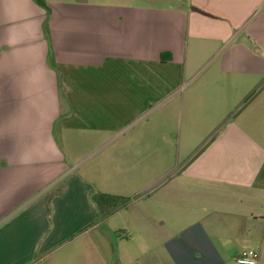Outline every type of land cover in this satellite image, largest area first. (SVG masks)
<instances>
[{
    "label": "crops",
    "instance_id": "0c3cea01",
    "mask_svg": "<svg viewBox=\"0 0 264 264\" xmlns=\"http://www.w3.org/2000/svg\"><path fill=\"white\" fill-rule=\"evenodd\" d=\"M42 1L0 0V264H113L75 153L178 116L212 137L138 178L121 264H264V0Z\"/></svg>",
    "mask_w": 264,
    "mask_h": 264
},
{
    "label": "rangeland",
    "instance_id": "374dc122",
    "mask_svg": "<svg viewBox=\"0 0 264 264\" xmlns=\"http://www.w3.org/2000/svg\"><path fill=\"white\" fill-rule=\"evenodd\" d=\"M201 64L200 69L204 67L203 72L195 77L193 83L215 73L219 61L207 60L201 62ZM233 106L237 108L238 105L234 104ZM146 123L140 121L132 130L124 133L120 142L117 141L106 147L89 146L85 150L75 153L71 165V167H76L74 170L80 176L84 174L85 177L89 178L87 173L93 171V181L89 183L92 191L95 190L133 200L128 208L119 211L102 223L113 230L111 240L114 251L113 264H121L125 252L131 253L132 249L136 247L138 238H140L133 222H131V211L137 206L145 210L148 205L145 202L147 200H144L147 196L140 195L143 193L138 191L141 184H144L140 183L138 178L141 181H143L142 179L150 181L162 177L175 166L178 167L194 156L196 150L212 137V133H201L199 135L192 133L190 135V131L185 126V121L179 116L169 121L170 127L168 130H163L162 120L156 119V127L152 130L153 134L151 133L148 136H145L146 131L141 132ZM135 135L138 143L125 144L129 138L131 139ZM66 182L67 179L62 180L52 190L54 194L63 192ZM50 207L52 217L53 206ZM61 207H57L58 210Z\"/></svg>",
    "mask_w": 264,
    "mask_h": 264
},
{
    "label": "trees",
    "instance_id": "16d2710c",
    "mask_svg": "<svg viewBox=\"0 0 264 264\" xmlns=\"http://www.w3.org/2000/svg\"><path fill=\"white\" fill-rule=\"evenodd\" d=\"M36 2L38 5L43 7L48 14L50 13V9L46 6V4L42 0H36ZM62 97L64 98L63 94ZM91 202L95 207V211L97 214V221L100 223L112 217L119 211L128 208L133 202V200L121 196L104 194L93 190L91 193Z\"/></svg>",
    "mask_w": 264,
    "mask_h": 264
},
{
    "label": "built area",
    "instance_id": "2783aa9c",
    "mask_svg": "<svg viewBox=\"0 0 264 264\" xmlns=\"http://www.w3.org/2000/svg\"><path fill=\"white\" fill-rule=\"evenodd\" d=\"M259 253L255 250H244L236 259L237 264H259Z\"/></svg>",
    "mask_w": 264,
    "mask_h": 264
}]
</instances>
